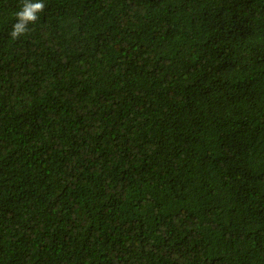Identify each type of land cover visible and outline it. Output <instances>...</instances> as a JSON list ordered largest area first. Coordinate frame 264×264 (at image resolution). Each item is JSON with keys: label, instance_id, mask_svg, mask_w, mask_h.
I'll use <instances>...</instances> for the list:
<instances>
[{"label": "trees", "instance_id": "obj_1", "mask_svg": "<svg viewBox=\"0 0 264 264\" xmlns=\"http://www.w3.org/2000/svg\"><path fill=\"white\" fill-rule=\"evenodd\" d=\"M0 264H264V0H0Z\"/></svg>", "mask_w": 264, "mask_h": 264}]
</instances>
